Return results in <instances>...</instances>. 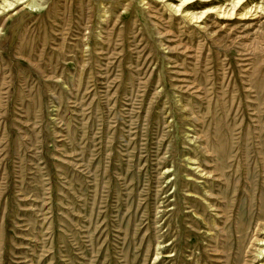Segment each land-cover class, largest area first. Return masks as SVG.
I'll use <instances>...</instances> for the list:
<instances>
[{
  "label": "rangeland",
  "instance_id": "rangeland-1",
  "mask_svg": "<svg viewBox=\"0 0 264 264\" xmlns=\"http://www.w3.org/2000/svg\"><path fill=\"white\" fill-rule=\"evenodd\" d=\"M179 1L0 0V264L262 262L264 0Z\"/></svg>",
  "mask_w": 264,
  "mask_h": 264
},
{
  "label": "bare ground",
  "instance_id": "bare-ground-1",
  "mask_svg": "<svg viewBox=\"0 0 264 264\" xmlns=\"http://www.w3.org/2000/svg\"><path fill=\"white\" fill-rule=\"evenodd\" d=\"M213 1L214 0H180L179 1L180 4L178 6H176L175 8H173V9L176 12H179L180 9H182L183 7H186L188 5H191L194 2L209 3L212 6H209V8L207 10H205L201 14V16H196L194 14H190L189 16L191 17V20L200 21L202 18H204V17L207 18L210 15H215L220 20H232V19H234V17H236L237 12H238V8H239L240 4L242 2L245 3L248 0H246V1L245 0H238L233 5H230V8L229 9H228V7L216 5L215 3H213ZM9 6H12V4H9ZM170 6H171V4H170ZM253 9H254V11H253ZM182 11H183V9H182ZM261 12L264 13V6H260V4L253 5L252 7L249 8V12L248 13H243L242 14V18L243 19H247V17H248L247 14H251V15L255 14V16H257ZM186 17H188V14L187 13H186ZM190 160H191V164H193V167H194L195 164H197V162L194 159H192V158H190ZM194 169H199V167L194 168ZM203 172H204V170H203ZM205 175H207V172L205 173ZM205 175H202L200 177L201 178L202 177L204 178ZM187 181H194V182H196V181H200V180L197 179L194 175H188ZM197 183H199V182H197ZM263 192H264V190H263ZM206 196L207 195L205 194V197ZM187 197L188 198L195 199V200L202 201L206 205H209V203L206 201V199H204V197L202 196V194H200L198 192H188L187 193ZM193 217L196 220H198V219L201 218V216L197 212H195V216H193ZM250 222H251V224H249V226L252 225V222H256V220H254V221L253 220H250ZM262 230L263 229H261V231ZM260 234L264 235V232H262V233L260 232ZM249 240H250V238L247 235L246 236H242V237H239V236L234 237V244L237 245L236 250H235L236 252L229 254V256L225 258L224 264H241L243 262V259L245 257V254L248 253L247 250H248ZM262 243H264V240H262L261 242H259V245H261V246L264 245ZM169 245H171V244H168V246ZM257 252L259 253V257L258 258L260 260H262L261 263L260 262H257V264H264V248L258 249ZM171 257H174V255L173 254H167L165 256V258H171Z\"/></svg>",
  "mask_w": 264,
  "mask_h": 264
}]
</instances>
